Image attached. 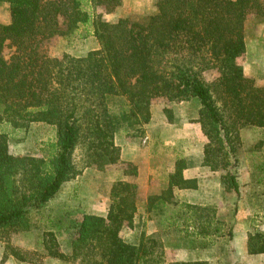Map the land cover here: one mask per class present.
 Here are the masks:
<instances>
[{"label":"trees","instance_id":"trees-1","mask_svg":"<svg viewBox=\"0 0 264 264\" xmlns=\"http://www.w3.org/2000/svg\"><path fill=\"white\" fill-rule=\"evenodd\" d=\"M122 2L0 0L10 13L8 22H0L2 262L10 256L32 262L9 243V237L30 230V214L53 200L84 168L104 170L120 163L116 135L124 131L144 136L157 100H199L196 122L207 137L204 165L223 171L225 188L239 195L235 167L241 130L264 128V86L247 76L242 64L246 22L250 16L264 21V0H156L152 13L116 22L93 11L102 7L110 13ZM81 25L92 27L98 48L82 56L49 55L50 39ZM7 44L14 47L8 59L3 54ZM209 70L216 73L213 80L206 76ZM35 122L55 128L56 138L43 150L46 155L12 153L6 127L27 130ZM77 149L80 166L75 161ZM187 166L185 159L176 161L168 187L149 196V211L171 202L175 186L193 187L194 181L183 177ZM124 173L136 176L138 166L125 162ZM110 200L105 216L83 215L70 254L54 231H44L46 255L76 264H208L166 261L157 253L154 238L135 243L122 237L121 230L133 226L138 210L136 183L115 181ZM176 215L181 220L177 230L185 238L193 237V246L205 247L216 236L232 238V226L217 218L214 206L182 203ZM247 247L250 254L264 253V231L249 233Z\"/></svg>","mask_w":264,"mask_h":264},{"label":"rangeland","instance_id":"rangeland-1","mask_svg":"<svg viewBox=\"0 0 264 264\" xmlns=\"http://www.w3.org/2000/svg\"><path fill=\"white\" fill-rule=\"evenodd\" d=\"M129 1V4L124 6V13L128 12L129 16L127 17H131L134 20L152 13L155 10L156 0ZM121 5H124V0ZM93 11H96L97 14H101L102 18L106 17V14H109L105 13L102 7H97L93 9ZM9 17L10 16L7 4H0V22L9 20ZM62 27L63 29H66L65 25H63ZM245 31L248 43L251 45L249 47V55L245 54L242 60L243 67L246 69L247 76L253 78V73L257 76L258 79H261V82L264 83V58H262L260 55H256V47L252 45L253 43H257L259 41L261 43H264V21H260L254 16H250V18L246 22ZM46 46L47 51L51 56L59 57L65 53L73 56H82L85 55L88 51L98 48L99 41L96 36L92 34L91 26L81 25L79 28L69 32L66 35L57 36L50 39L47 42ZM13 52L14 47L9 44H7L3 49V54L7 59L10 58ZM206 76L209 80H213L216 76V73L214 70H209L206 71ZM167 102L168 101L165 100H157L152 105H161L166 103L167 105H169L164 107L165 109L169 110L166 113L168 117L170 116L175 119L176 115H178L179 117V115L183 113V117H179L180 119H183L184 121L188 120L190 123L196 122V118L198 117V101H191L183 104H176L173 106L172 104L170 105ZM166 115L165 117H167ZM6 129L10 133L9 148L10 151L14 154L45 156L46 154L43 150L46 147V143L56 138L55 128L52 125L40 122L32 123L27 130H13L10 126H7ZM248 137L251 136L245 135L244 140L242 138V146L237 155L238 163L235 167L237 173L245 169V167H243V163H245V158L247 156V152L249 151V144L247 143L248 140H246ZM259 137H263V132L259 135ZM186 139L188 138L186 137ZM186 139H183L179 144L175 145L174 148L171 146H161V143H154L152 146L153 151H151V154L159 157H156L158 160L153 164V166L156 167L157 165V168H160L162 157L165 160L170 159L171 162L175 160L176 157L187 155L185 153H187L186 151L188 148H185V144H187L188 142L184 141ZM80 157V150L77 149L75 151V161L79 166L81 160ZM166 162L167 161H165V163ZM124 167V163H118L117 165L108 167L107 169L112 170V172H117V170ZM97 169L98 168H95V166L86 167L75 178L67 181L61 191L53 200L47 203L40 211H34L30 214V220L32 223V227L30 230L15 232L9 237V243L12 246L22 249L25 252L26 256L29 257L32 262H23L13 256H10L5 262H2L5 250V241L0 239V264H76L53 257L50 258V256H47L44 245L42 243L43 232L46 230L54 231L57 240L61 245V248L63 250L70 248L72 247V239L75 236L76 231L78 230L83 215L94 211H103L99 210L100 206L103 208V203H101L100 205L98 204V206L94 208L92 202L96 199L95 194H99L101 197L103 196L106 187L105 180H103L102 177L103 175L98 173ZM85 171L87 175L84 174ZM83 175L85 176L83 177ZM246 179L247 178H243V180ZM92 181H94L95 183L93 184ZM263 189L264 187L261 188V192L263 191L261 193L262 196L264 194ZM220 197H222V199H219L220 205H222L219 206L221 207L219 210L222 209L220 211V217L223 218L225 222H228V225L230 226L234 223L233 221L238 214L237 197L233 194H225L224 196ZM177 209L174 210L171 205L163 208L161 211L158 210V212L155 211L152 213L146 211V209H143L138 216V219L140 221H138L135 226L133 225L132 227H125L122 230L121 235L128 241L138 243L141 239V236L146 241L148 238H151L153 232L158 228L160 229L158 233L165 231L163 235L159 234L156 235V237L163 238L158 241L159 244H157V247H159L157 248V253L162 254L163 258L166 261H173L177 258H188L185 253L181 251L183 245H188L189 249H199L193 251L192 256H201L202 259L203 257H205L206 260L203 259V261H206L208 264L247 263L246 261L235 262L233 259H231L232 247L229 244L230 240L227 236L219 237V239H217L213 243L210 242L205 249V247L194 248V242L192 240L193 237L184 238L186 240L185 241L182 237L184 234L183 232H166L168 230L173 231L177 229L173 226L168 227L169 229H166V227H162V225L160 227V224L158 222L160 219L162 221V219H164L165 217H170L173 213H177ZM151 215H154V220L158 224V228L157 225L152 226V222L150 223V225L147 224V221L143 223V216L146 219H149ZM163 222L164 221H162V223ZM167 223H169V221ZM153 229L155 230L153 231ZM200 250L203 251L199 252Z\"/></svg>","mask_w":264,"mask_h":264},{"label":"crops","instance_id":"crops-1","mask_svg":"<svg viewBox=\"0 0 264 264\" xmlns=\"http://www.w3.org/2000/svg\"><path fill=\"white\" fill-rule=\"evenodd\" d=\"M129 2V0H124V5H120L119 7H117V9L114 11L115 13L111 12L109 14H106V17H103V19L109 22H116L122 17L129 16L128 12L124 13V6L129 4ZM6 22H8V20L2 23ZM246 45V54L249 55V47L251 44L248 43L247 35ZM252 45L256 47V55H260L262 58H264V43H261L259 41L257 43H253ZM244 71L246 73L245 68ZM252 75L253 78H255L256 83H259L258 85L264 86V83L260 81L261 79H258L257 76L253 73ZM191 101H198L199 111L200 104L199 100L196 98H192L191 100L182 102L167 103H169L170 105L172 104L173 106L176 104H183ZM166 106L169 105H167L166 103L161 105H151V119L144 125V136H129L124 133V131H120L116 135V143L121 147L120 163H135L138 166V174L136 176L126 175L124 173L125 167L117 170V172H112V170L110 169H97L98 173L103 175L102 177L103 180H105L107 191L105 187V193L103 194V196L101 197L99 194H95L96 199L95 201H92L94 208L98 206V204L100 205L101 203H103V208L101 206L99 207V210L103 211H94L91 213L102 216H105L108 213L109 205L111 202V188L113 183L118 180H125L136 183L138 185L139 204L134 218V226L138 221H140L138 219V216L143 209H146V211L152 213L155 211L158 212V210L161 211L163 208L171 205V207L175 210L177 208L179 209V206L182 203H192L201 206H214L217 209V218L224 221L223 218L220 217V211L222 209L219 210L221 208L219 206L222 205H220L219 199H222V197L220 196H224L225 194H233L237 197L238 214L233 221L234 223L231 224L233 231L232 238H229V244L232 247L231 259H233L235 262L246 261L250 264H264V253L250 254L247 247L249 233L255 231L257 228L264 231V194L263 196L261 195V193L263 192H261V188L264 187V128L248 127L241 130V137L243 138V140L245 139V135H250L251 137H248L246 139L248 140L247 143L249 144V151L247 152L245 163H243V167H245V169L237 173L240 190L239 195H237L235 191L231 192L225 188V183L222 177V175L224 174L223 171H213L208 166L204 165V148L207 143V137L204 135L200 123H190L188 120L184 121L183 119H180L183 117V113L179 115L180 118L178 117V115H176L177 118L175 117V119L170 116L168 117L166 113L169 110L165 111L164 108ZM165 115L167 117H165ZM169 118L172 119V121H169ZM262 132L263 137H259ZM186 137L188 139H186ZM183 139H186L184 141L188 142L187 144H185V148H188L186 151L187 153H185L187 155L176 157L175 160L171 162L170 159L165 160L162 157L160 165L161 167L157 168V165L156 167L153 166V164L158 160L156 157H159L151 154V151H153L152 146L154 143L157 142L161 143V146H171L174 148V146L179 144ZM178 159L186 160L188 166L183 169V177L185 179L194 181L193 187L180 188L175 186L173 188V197L171 199V202L166 203V205L159 204L155 210L149 211V196L160 194L164 189L168 187L169 175L175 171L176 161ZM165 161L167 162L165 163ZM115 165L117 164L111 165L109 167ZM84 174H86V171L84 172ZM84 176L85 175H83V177ZM243 178L247 179L243 180ZM92 183L94 184L95 182L92 181ZM213 203L216 205H214ZM176 214L177 213H173L170 217H165L164 219H162V221H164L163 223L160 219L158 222L160 224L159 226L161 227L162 225V227H166V229H169L168 227L171 226L176 227L178 224H180V217H178ZM146 221L148 225H150V223L152 222V226L157 225L158 228V224L154 220V215H151L149 219H146L143 216V223H145ZM168 221L169 223H167ZM125 227H123V229ZM154 230L155 229H153V231ZM159 230V228L155 230L156 233L155 231H152L154 236H151L157 241H160L163 238L156 237V235H163L165 232L164 231L158 233ZM178 230L180 229L178 228ZM178 230H168L166 232L171 233ZM182 237L183 239L185 238L184 236ZM141 239H143L142 236ZM217 239H219V237H213L211 243L215 242ZM207 246H205V249ZM182 247L183 248L181 249V251H183V253H185L188 258H177L176 260H206L205 257H203L202 259L201 256H192L193 251L199 249H189L188 245H183ZM198 247L199 246H194V248ZM71 251L72 247L64 249V252H66L67 254H70ZM201 251L203 250H200L199 252Z\"/></svg>","mask_w":264,"mask_h":264}]
</instances>
